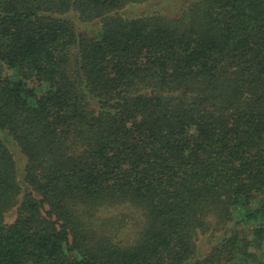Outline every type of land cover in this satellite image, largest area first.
Masks as SVG:
<instances>
[{
    "label": "trees",
    "instance_id": "obj_1",
    "mask_svg": "<svg viewBox=\"0 0 264 264\" xmlns=\"http://www.w3.org/2000/svg\"><path fill=\"white\" fill-rule=\"evenodd\" d=\"M152 1L0 0V264H264V0Z\"/></svg>",
    "mask_w": 264,
    "mask_h": 264
},
{
    "label": "rangeland",
    "instance_id": "obj_2",
    "mask_svg": "<svg viewBox=\"0 0 264 264\" xmlns=\"http://www.w3.org/2000/svg\"><path fill=\"white\" fill-rule=\"evenodd\" d=\"M180 3L181 0H153L151 3H149L150 5H154L156 7H159L161 9H165V10H171L172 7L175 5V3ZM147 3H143L142 4V8H140L139 10L143 9L144 6H150ZM124 15H128V16H135V15H139L140 12H138V10H134L131 8H125L122 10ZM78 24L80 26L81 30L87 31L88 28H92V27H97V24L95 22H79ZM124 205H121V209L124 208ZM128 207V205H126V208ZM15 218V215H9L8 216V220H12ZM212 241V238H209L207 236H202L199 240V244L201 247V250L207 251V249L209 248L210 242Z\"/></svg>",
    "mask_w": 264,
    "mask_h": 264
}]
</instances>
